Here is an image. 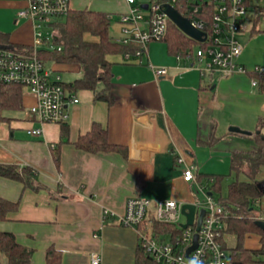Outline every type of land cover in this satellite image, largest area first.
Returning <instances> with one entry per match:
<instances>
[{
  "label": "crops",
  "instance_id": "crops-1",
  "mask_svg": "<svg viewBox=\"0 0 264 264\" xmlns=\"http://www.w3.org/2000/svg\"><path fill=\"white\" fill-rule=\"evenodd\" d=\"M27 5L26 0H0V11H15V25L24 22L13 32L0 29L9 34L11 45L34 44V22L19 15ZM122 6L127 9L117 14L120 17L128 11L125 0H88L77 10L112 16ZM254 20L250 18L249 31L239 37L244 51L237 64L248 71L254 70L247 66L254 63L248 50L264 37V18ZM26 28L32 30V44L20 41ZM109 60L113 103L95 101L88 90L74 91L79 103L68 106L65 136L60 124L42 125L29 113L33 99L24 90V109L0 119V163L36 172V190L0 177V197L19 203L8 220L0 221V231L12 232L20 244L34 250L31 264H46L50 247L62 252L63 264H92L93 254L100 255L102 264H134L138 236L120 219L130 198L193 203L196 184L183 179L188 166L197 178L214 174L207 160L218 155L231 160L232 153L255 148L251 138L230 131L236 126L255 132L264 118V92L248 73L223 76L215 69L202 75L195 57L172 54L164 42L151 43L141 57L114 55ZM59 66L71 65L55 62L51 69L61 74ZM73 67L81 78L80 67ZM158 67L168 68V75L157 76ZM95 122L107 128L112 144L127 149L126 156L92 154L75 146ZM34 128H42L43 134L33 136ZM0 261L4 263L1 252Z\"/></svg>",
  "mask_w": 264,
  "mask_h": 264
},
{
  "label": "built area",
  "instance_id": "built-area-1",
  "mask_svg": "<svg viewBox=\"0 0 264 264\" xmlns=\"http://www.w3.org/2000/svg\"><path fill=\"white\" fill-rule=\"evenodd\" d=\"M128 11L121 14L118 23L122 25L119 43L128 44L137 41L142 49L134 55L124 57H141L148 54L149 45L162 42L168 33L171 20L165 13V6L171 5L184 17L191 20L197 29L206 33L204 42L194 55L198 69L202 75L221 71L223 76H230L236 71L246 72L237 64L244 46L239 37L249 31L250 18H255L256 10L264 7V0H125ZM27 7L19 15L28 18L35 25V41L32 47L10 49L0 48V85L20 84L24 93L33 99L28 107L29 113L42 125L47 123L61 124L68 119V106L79 103V98L63 82L61 74L47 68L41 57V47L54 49V40L44 37L39 30L41 22L51 25L56 18L66 15L71 9V0H26ZM254 2H257L255 5ZM147 5V9L143 6ZM145 12L149 15L146 17ZM212 18L210 30H206V16ZM112 19V16H111ZM56 30L54 29V39ZM60 49V48H59ZM254 71L264 79V68L257 66ZM157 76L168 75L166 67L154 68ZM254 85L258 82L253 79ZM31 134L39 137L42 128H34ZM182 158L179 162H183ZM187 183H195L203 199L195 196L192 204L196 206L193 225L184 228L181 218L182 209L187 202L180 200L152 201L142 197H132L127 201L126 210L120 216L124 225L136 230L138 240L159 264H232L228 253V221L231 211L219 201L214 194L198 180L193 166H188L183 173ZM211 193V194H210ZM261 199L255 201L260 205ZM254 205V208H255ZM205 210L201 229L197 232V221L200 210ZM264 211V207L262 208ZM109 211L105 210L104 215ZM252 219L264 223V213L254 214ZM170 226L174 230L163 231L160 227ZM198 233L197 248L187 255V250L194 244V236ZM168 237V239H165ZM264 237H260L264 242ZM256 250L253 260L245 264H260L264 257L261 249ZM92 264H102L100 255L93 254Z\"/></svg>",
  "mask_w": 264,
  "mask_h": 264
},
{
  "label": "trees",
  "instance_id": "trees-1",
  "mask_svg": "<svg viewBox=\"0 0 264 264\" xmlns=\"http://www.w3.org/2000/svg\"><path fill=\"white\" fill-rule=\"evenodd\" d=\"M207 20L206 30H210L212 18ZM264 18V7L256 10L254 22ZM56 30L54 49L41 50V57L46 61H54L58 64H70L80 67L82 77L74 82L65 83L73 91H91L95 101L113 103L111 86L113 81V63L110 56L131 54L134 55L142 49L137 41L128 44L119 43L110 33L111 16L102 11L89 9L70 11L51 23ZM167 44L172 54L187 58H194V44L198 43L182 33L172 22H169L168 33L162 41ZM0 43L11 45L9 34L0 31ZM199 44V43H198ZM202 47L201 44H199ZM13 47H22L12 45ZM60 48V49H59ZM246 73L256 79L258 86L264 92V79L254 70ZM23 87L20 84L0 85V119H4V113L20 111L24 109ZM63 134L66 135L67 124H60ZM264 118L250 136L255 142V148L248 152H234L231 155V170L236 175L246 174L251 178L249 181L237 179L229 186L228 198H220L219 202L231 211V219L228 221V233L237 238L238 244L230 255L232 264H245L253 260V251L245 247V240L249 234L261 230L252 219L255 201L261 199L264 194L258 188L262 181L256 179L262 167H264ZM75 146L88 153L97 154L104 152H117L124 156L127 149L121 145L112 144L109 140L107 128L101 123L95 122L90 131L82 135ZM0 177L21 182L25 187H35L36 172L29 166L8 165L0 163ZM212 180L214 185L210 191L220 190L221 177L214 175H198V180L203 184L204 180ZM18 202H13L0 197V221L8 220L10 213L17 211ZM163 231L174 230L170 226L160 227ZM248 235V236H247ZM264 237V236H263ZM264 239V238H263ZM0 252L6 258V262L0 264H31L34 250L20 244L15 234L9 231H0ZM264 254V245L261 249ZM46 264H63L62 252L55 247H50L46 253ZM134 264H159L145 249L142 243H138Z\"/></svg>",
  "mask_w": 264,
  "mask_h": 264
},
{
  "label": "rangeland",
  "instance_id": "rangeland-1",
  "mask_svg": "<svg viewBox=\"0 0 264 264\" xmlns=\"http://www.w3.org/2000/svg\"><path fill=\"white\" fill-rule=\"evenodd\" d=\"M88 0H73V8L75 9H79L82 8L83 6H85L87 4ZM260 2H262L263 0H259ZM72 2V0H71ZM90 6V5H89ZM90 8V7H89ZM127 9V7L122 6L120 7L118 10L115 11V13H113L114 15H112V19H111V25H110V33L114 38H119L121 37V29H122V25L118 23V13L124 12ZM91 10V9H89ZM146 17H148L149 13L145 12ZM14 19H16L15 17V11L14 10H9V11H4L1 10L0 11V29L2 31L5 32H13L15 30H19L24 22H20L17 25L14 24ZM39 30L43 33L44 37H48L51 40V45L52 42L54 40V28L52 25H48L46 23L41 22V25L39 27ZM23 33L25 34L24 39H20V41L26 42L28 44H32L33 43V33L32 30L30 31V33H28V29L26 28L25 31H23ZM30 36V38H29ZM18 39V38H16ZM19 40V39H18ZM24 40V41H22ZM154 43V42H153ZM22 45V44H21ZM50 46L48 45H43L40 49L41 50H45L48 49ZM200 48V45L198 43L194 44V54H196V52L198 51V49ZM248 55L250 57H252L253 62L252 64H248V68L249 69H254L257 66L259 67H263L264 68V37L260 36V38H258L254 44H252V47L248 50ZM47 68H53L55 66V62L54 61H48L46 63ZM59 68H62V72H61V77L62 79L67 82H74L76 79L79 78V76H81V74L76 73L75 67H73V65L71 66H59ZM250 145H247L245 148H249ZM216 158L213 159H209L206 161V163L209 165V170L210 173H214V174H206V175H214V176H218L221 177V181L219 182V189H217L214 192V198L216 201H219L220 198H228V193H229V186L232 182H234L238 176V179L242 180V181H249L251 180L250 177H248L246 174H239L236 175V172H233L231 170V160H230V156L229 155H222V156H215ZM257 180L259 181H264V167H262L260 173L257 175L256 177ZM203 185L206 187V189H210L213 187L214 183L212 180H204L203 181ZM194 195L199 198V199H203V194L199 193L198 190H196V188L194 189ZM262 203L260 205H255L254 211L253 213H251L250 216H253L254 214H258V213H264L263 211V207H264V196L261 198ZM186 221V217L183 216L181 218V223ZM261 229V228H260ZM248 236V235H247ZM264 236V230H259V231H254L251 232L249 234V237L246 238L245 240V247L249 248L253 251H256L258 249L261 248L262 243L264 244V242H261L260 237ZM165 239H168V237H165ZM238 241L237 238L235 236L230 235L228 237V253L231 254L232 250L237 246ZM4 262H6V258L4 257ZM259 262L260 264H264V257L261 256L259 258Z\"/></svg>",
  "mask_w": 264,
  "mask_h": 264
},
{
  "label": "water",
  "instance_id": "water-1",
  "mask_svg": "<svg viewBox=\"0 0 264 264\" xmlns=\"http://www.w3.org/2000/svg\"><path fill=\"white\" fill-rule=\"evenodd\" d=\"M145 9H147V5L143 6ZM165 13L171 20V22L186 36L190 37L196 42H204L206 39V33L197 29L194 27L191 23V20L187 17H184L176 8L172 7L171 5H166L165 6ZM0 48L4 49H10L13 48L12 45H5L0 43ZM230 131L233 133H238L246 136H250L252 134L251 131L243 130L239 127L232 126L230 128ZM258 188L262 191L264 194V181L260 182L258 184ZM211 194V193H210ZM183 215L186 217V223L183 224L182 226L184 228L188 227L189 225L194 224L195 220V215H196V206L192 203H186L183 206L182 209ZM205 215V210L202 209L200 210V215L197 221V232L200 231L202 221ZM256 225L260 227L262 230H264V223L261 221H257ZM197 241H198V233L195 234L194 236V244L188 248L187 250V255H189L192 251H194L197 248Z\"/></svg>",
  "mask_w": 264,
  "mask_h": 264
}]
</instances>
